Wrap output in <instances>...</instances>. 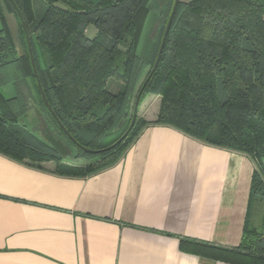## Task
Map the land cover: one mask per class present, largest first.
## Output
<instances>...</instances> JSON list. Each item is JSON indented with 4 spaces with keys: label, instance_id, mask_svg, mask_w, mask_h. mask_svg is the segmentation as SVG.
<instances>
[{
    "label": "trees",
    "instance_id": "16d2710c",
    "mask_svg": "<svg viewBox=\"0 0 264 264\" xmlns=\"http://www.w3.org/2000/svg\"><path fill=\"white\" fill-rule=\"evenodd\" d=\"M14 1L43 91L62 125L43 100L18 12L11 0H0V153L39 167L54 161L55 173L85 177L117 163L149 124L245 153L256 169L240 246H196L238 264H264V0H179L135 125L116 145L132 122L134 99L153 68L175 0ZM154 8L159 33L140 55ZM7 14L17 20V37ZM89 26L97 29L94 36ZM109 79L122 86L109 89ZM12 82L21 89L7 97L1 88ZM149 95L160 96L153 121L140 115ZM31 109L34 121L39 109L53 135L70 147L68 158L26 123ZM117 131V138L103 142Z\"/></svg>",
    "mask_w": 264,
    "mask_h": 264
},
{
    "label": "crops",
    "instance_id": "0c3cea01",
    "mask_svg": "<svg viewBox=\"0 0 264 264\" xmlns=\"http://www.w3.org/2000/svg\"><path fill=\"white\" fill-rule=\"evenodd\" d=\"M160 96L140 115L153 121ZM0 153V264H238L256 165L176 127L145 126L113 166L85 177Z\"/></svg>",
    "mask_w": 264,
    "mask_h": 264
},
{
    "label": "water",
    "instance_id": "95a60500",
    "mask_svg": "<svg viewBox=\"0 0 264 264\" xmlns=\"http://www.w3.org/2000/svg\"><path fill=\"white\" fill-rule=\"evenodd\" d=\"M165 1L166 0H162V4ZM11 2L13 3L16 11L18 12V15H19V17H20V19L22 21V24L24 26V29L26 31V38H27V42H28V46H29L31 61H32V65H33V70H34V74H35V76H36V78L38 80V85H39L40 92H41V94L43 96V100H44L46 106L51 111V113L54 116V118L57 120V122L60 125H62L60 120L58 119L56 113L52 109V107H51V105H50V103H49V101H48V99H47V97H46V95H45V93L43 91V88H42V85H41V82H40V78H39V73H38V70H37V67H36V61H35V57H34V53H33V48H32V44H31L30 35H29V32H28L27 25H26V22L24 20L23 14H22L21 10L19 9L18 5L16 4V2L14 0H11ZM178 3H179V0H175L172 12L170 14L169 20L167 22V25L165 27V30H164V33H163V36H162V40H161V43H160V46H159V50H158L157 57L155 59L153 68H152L148 78L145 80L144 84L142 85V87L140 88V90H139V92L137 94V97H136V100H135V103H134L132 122H131L130 126L128 127V129L126 130V132L117 140V142L114 145H116V144L120 143L121 141H123L125 139V137H127V135L130 133V131L132 130V128L135 125V122H136L137 116H138L139 104H140V100H141L142 94H143V92L145 90V87L147 86L150 78L152 77V75L155 73V71L157 70V68L159 66V63H160V60H161V57H162V54H163V50H164V47H165V44H166V39H167L169 30H170V27L172 25L174 16H175ZM158 24H160V19H158V21H157V25ZM35 112H36V115L38 116V118H40V120L42 122L41 123L42 127L40 128L39 131L43 135L44 139L55 148V150L60 154V156L62 158H64V159L68 158L71 155V153H72L70 147L67 144H65L61 139H58V138H56L53 135V133H52L51 129L49 128V126L47 125L46 121L44 119H42V114H41L40 110L39 109H35ZM66 133L71 138V140L76 142L75 138L68 131H66ZM109 148L110 147H108L107 149H109Z\"/></svg>",
    "mask_w": 264,
    "mask_h": 264
},
{
    "label": "rangeland",
    "instance_id": "374dc122",
    "mask_svg": "<svg viewBox=\"0 0 264 264\" xmlns=\"http://www.w3.org/2000/svg\"><path fill=\"white\" fill-rule=\"evenodd\" d=\"M39 4L40 3L38 2L37 3L38 7H40ZM157 11H158V9L154 8L151 11L150 16H149V18L147 20V23H146V26H145V29H144V33H143V36H142V39H141L139 51H138V53L140 55H145L148 50L150 51L149 48L151 47V44H152L151 40H152V38H155L158 35V33H159L160 26H159V24L157 25L158 19L155 21V15H156ZM7 17H8V21H9V24L11 26V29H12L14 35L17 37V33H18L17 20L12 14H7ZM0 27H1V22H0ZM96 32H97V29L94 26H89L88 29H87V33H88L89 36H94L96 34ZM13 78H15V77H13ZM14 81H15V79H14ZM115 85L118 86V87L122 86V84L117 82L116 80L109 79L108 88L112 89V87H114ZM1 89H2L3 93L7 97H11V96L16 95L20 91L21 88L18 85V83L16 84L15 82H12V83L3 85ZM24 90L27 92V88L26 87L24 88ZM134 101H135V99H134ZM132 108L133 107H131L130 112L132 111ZM32 112H33V109H31V113L27 114L25 121L36 132V134L42 136V134L39 131L40 128H41L40 127V121H39V119H38V121L37 120L36 121L33 120L34 117H32ZM118 135H119V131L114 132V133L106 136L103 139V142L104 143H110L115 138H117Z\"/></svg>",
    "mask_w": 264,
    "mask_h": 264
},
{
    "label": "flooded vegetation",
    "instance_id": "af4514ba",
    "mask_svg": "<svg viewBox=\"0 0 264 264\" xmlns=\"http://www.w3.org/2000/svg\"><path fill=\"white\" fill-rule=\"evenodd\" d=\"M39 119V121H40V127H42V124H41V120H40V118H38ZM43 119V118H42ZM43 136V135H42ZM44 138V137H43Z\"/></svg>",
    "mask_w": 264,
    "mask_h": 264
}]
</instances>
